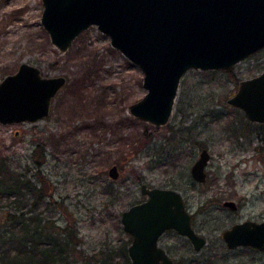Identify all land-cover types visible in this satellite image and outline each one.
I'll return each instance as SVG.
<instances>
[{"label": "rangeland", "instance_id": "374dc122", "mask_svg": "<svg viewBox=\"0 0 264 264\" xmlns=\"http://www.w3.org/2000/svg\"><path fill=\"white\" fill-rule=\"evenodd\" d=\"M43 9L42 0H0V80L28 62L43 75L66 76L67 84L47 117L0 124V156L28 176L39 171L45 178L52 195L46 213L59 224L74 222L86 250L105 251L130 245L121 214L147 198L141 184L172 188L181 192L193 227L207 241L195 250L175 230L165 232L159 244L174 264H264V253H233L222 240L233 223L264 219V122L251 121L227 102L241 80L264 71V49L230 68L235 79L230 69H190L168 123L155 125L130 112L147 93L141 68L96 25L60 50L42 25ZM203 148L211 157L200 183L191 167ZM113 165L117 180L108 174ZM110 181L121 192L105 205ZM227 200L236 201L238 210L224 206Z\"/></svg>", "mask_w": 264, "mask_h": 264}, {"label": "water", "instance_id": "95a60500", "mask_svg": "<svg viewBox=\"0 0 264 264\" xmlns=\"http://www.w3.org/2000/svg\"><path fill=\"white\" fill-rule=\"evenodd\" d=\"M42 25L52 43L66 51L91 25L110 38L111 45L144 73L147 93L130 105L137 119L168 123L180 83L190 69L227 70L264 49V0H42ZM67 84L63 75L46 76L40 67L22 62L0 80V124L37 122L50 114L54 98ZM227 102L264 122V71L239 82ZM210 152L203 148L191 167L198 182L207 177ZM113 180L119 168L109 169ZM147 199L121 214L131 235V264H173L159 245L161 235L174 229L200 250L206 243L191 224L180 191L141 184ZM225 206L236 207L234 201ZM230 248L251 245L264 250V221L236 223L224 230Z\"/></svg>", "mask_w": 264, "mask_h": 264}, {"label": "trees", "instance_id": "16d2710c", "mask_svg": "<svg viewBox=\"0 0 264 264\" xmlns=\"http://www.w3.org/2000/svg\"><path fill=\"white\" fill-rule=\"evenodd\" d=\"M228 72L235 79L232 70ZM39 174L28 176L0 156V264H93L95 260L131 264L127 241L114 249L90 252L81 246L83 236L74 222L59 224L52 213H46L52 195ZM110 182L105 205L114 204L121 192L113 185L116 181Z\"/></svg>", "mask_w": 264, "mask_h": 264}, {"label": "flooded vegetation", "instance_id": "af4514ba", "mask_svg": "<svg viewBox=\"0 0 264 264\" xmlns=\"http://www.w3.org/2000/svg\"><path fill=\"white\" fill-rule=\"evenodd\" d=\"M199 156H200V154H199ZM199 158V157H198ZM197 158V159H198ZM206 179H207V177H206ZM206 181V180H205ZM204 181V182H205ZM200 183H203V182H200ZM147 199V198H146ZM185 201V200H184ZM227 201H234V200H227ZM226 202V201H225ZM224 202V203H225ZM235 202V204H236V207L235 208H232V207H230L231 209H233V210H238V208H239V205L237 204V202L236 201H234ZM223 203V204H224ZM185 205H186V203H185ZM225 206V205H224ZM227 207H229V206H227ZM186 208H187V206H186ZM188 210V209H187ZM191 214V213H190ZM248 220H251V221H254V222H262V221H264V219H262V220H254V219H247V220H243V221H239V222H235V223H233L232 225H234V224H236V223H240V222H244V221H248ZM191 224H192V227H193V223H192V214H191ZM231 225V226H232ZM230 226V227H231ZM229 227V228H230ZM193 229L195 230V228L193 227ZM169 230H174V229H169ZM169 230H167V231H169ZM226 230V229H225ZM167 231H165V232H167ZM176 231V230H175ZM164 232V233H165ZM177 232V231H176ZM195 232L197 233V234H199L196 230H195ZM223 232H224V230H223ZM223 232H222V234H223ZM164 233L161 235V237L164 235ZM178 233V232H177ZM179 235H181V236H184V237H186L188 240H189V242H190V244H192V246H193V248L195 249V246H194V244L192 243V241L187 237V236H185V235H182V234H180V233H178ZM199 235H201V234H199ZM201 236H203V235H201ZM161 237L159 238V242H160V239H161ZM204 238H205V236H203ZM205 240H206V238H205ZM222 240H223V243L226 245V247H227V249L228 250H230V251H232L233 253L234 252H236L237 250H239V249H245V250H250V251H254V252H258V253H264V250H261V249H259V248H257V247H254V246H251V245H239V246H237V247H235V248H230V247H228L227 246V243L225 242V240L223 239V236H222ZM206 243H207V241H206ZM205 243V244H206ZM160 245V244H159ZM161 246V245H160ZM205 246V245H204ZM203 246V247H204ZM161 247H163V246H161ZM202 247V248H203ZM164 248V247H163ZM201 248V249H202ZM165 249V248H164ZM200 249V250H201ZM196 250V249H195ZM165 251L167 252V254L172 258V256L168 253V251L165 249ZM173 259V258H172ZM175 262H174V259H173V264H174Z\"/></svg>", "mask_w": 264, "mask_h": 264}, {"label": "bare ground", "instance_id": "6f19581e", "mask_svg": "<svg viewBox=\"0 0 264 264\" xmlns=\"http://www.w3.org/2000/svg\"><path fill=\"white\" fill-rule=\"evenodd\" d=\"M252 121V120H251ZM255 122V121H254Z\"/></svg>", "mask_w": 264, "mask_h": 264}]
</instances>
